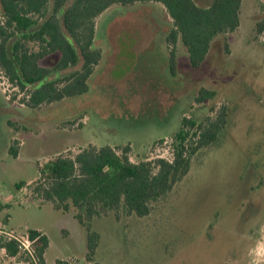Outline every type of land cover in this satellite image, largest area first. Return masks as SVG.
I'll use <instances>...</instances> for the list:
<instances>
[{"label":"rangeland","instance_id":"1","mask_svg":"<svg viewBox=\"0 0 264 264\" xmlns=\"http://www.w3.org/2000/svg\"><path fill=\"white\" fill-rule=\"evenodd\" d=\"M261 6L264 0H243L239 29L218 37L198 69L178 43L175 77L166 41L172 22L155 3L113 7L96 21L94 46L103 59L85 95L30 109L0 69V225L17 235H46L47 264H87V230L75 211L55 210L29 187L40 169L89 145L129 146L134 163L171 161L183 119L206 128L225 107L227 123L217 141L193 157L190 173L149 216L122 209L118 217L92 221L100 236L95 258L101 264H264ZM203 90L214 96L198 101ZM20 183L27 186L18 189Z\"/></svg>","mask_w":264,"mask_h":264},{"label":"trees","instance_id":"2","mask_svg":"<svg viewBox=\"0 0 264 264\" xmlns=\"http://www.w3.org/2000/svg\"><path fill=\"white\" fill-rule=\"evenodd\" d=\"M207 1V0H204ZM243 0H0V69L17 89L19 102L30 109L53 105L89 92L95 67L103 52L94 46L96 21L117 6L159 4L168 13L172 26L166 38L171 77L177 73V44L186 48L191 66L200 68L212 44L223 35L236 32L241 24ZM264 12V6H261ZM257 34L264 33V17L257 22ZM51 67L42 62L52 57ZM77 70L66 74L74 68ZM203 90L198 101L212 98ZM227 123L225 107L206 128L184 118L173 137V159L157 158L134 163L130 147L81 148L74 156L59 155L40 169V179L32 186L37 200L51 203L55 210L75 211V218L87 230V264L96 261L100 236L92 230L95 218L128 215L145 218L160 201L190 173L193 157L212 146ZM15 154V150H11ZM27 184L20 183L18 189ZM38 238L37 255L47 264L48 237L39 231L26 234ZM7 257L18 255L14 241L2 242ZM55 264H72L57 260Z\"/></svg>","mask_w":264,"mask_h":264},{"label":"built area","instance_id":"3","mask_svg":"<svg viewBox=\"0 0 264 264\" xmlns=\"http://www.w3.org/2000/svg\"><path fill=\"white\" fill-rule=\"evenodd\" d=\"M10 241L17 243L18 255L7 257L6 248L0 245V254L2 255L0 264H41L37 255L38 238L33 240L26 235H17L13 232H8L5 225H0V244Z\"/></svg>","mask_w":264,"mask_h":264}]
</instances>
